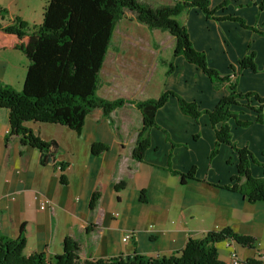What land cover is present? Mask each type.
I'll list each match as a JSON object with an SVG mask.
<instances>
[{
    "label": "crops",
    "instance_id": "crops-1",
    "mask_svg": "<svg viewBox=\"0 0 264 264\" xmlns=\"http://www.w3.org/2000/svg\"><path fill=\"white\" fill-rule=\"evenodd\" d=\"M138 1L156 9L179 0ZM210 1L211 8L227 3L215 11V17L230 14L242 18L256 31L230 20L209 19L197 8L183 11L177 21L186 27L193 47L205 53L210 67L230 75L237 92L264 97V36L257 32L264 31V0ZM45 2L0 0V6L32 26L41 23ZM136 18V12L124 10L116 23L96 95L106 101L139 102L171 91L195 102L201 111L213 110L228 94L226 83L214 85L182 56L173 57L175 40L168 31L149 28ZM249 45L254 51V71L238 73L237 62ZM10 61L0 59V82L8 85ZM170 63L173 70L167 75ZM27 65L28 60L26 69ZM230 66H235L236 74H231ZM232 110H242L239 119L251 121L242 128L230 120L234 145L246 148L264 164V124L252 122L256 113L242 106ZM262 117L264 120V110ZM154 120L156 126L148 130L141 161L132 158L143 126L134 103L116 108L107 118L100 108L93 109L79 134L59 124L27 121L24 125L33 134L58 144L55 158L42 166L39 149L22 145L19 137L5 141L8 111L0 109V234L16 238L24 226V254L39 252L48 258L60 255L69 238L78 243L79 258L87 260L134 254L167 257L183 249L189 238L229 228L253 236L255 246L246 248L226 240V251L217 250L223 262H229L233 250L247 261H264V202H250L225 188L236 182L232 176L237 174L238 157L221 144L217 155L210 158L215 135L208 116L202 114L196 122L181 114L176 100L169 98ZM94 143L107 150L93 156ZM192 168L193 178L184 181L170 172L185 174ZM250 170L253 176L262 175L256 164ZM95 192L99 198L90 208ZM125 236L129 238L123 241Z\"/></svg>",
    "mask_w": 264,
    "mask_h": 264
},
{
    "label": "trees",
    "instance_id": "trees-1",
    "mask_svg": "<svg viewBox=\"0 0 264 264\" xmlns=\"http://www.w3.org/2000/svg\"><path fill=\"white\" fill-rule=\"evenodd\" d=\"M210 5V0H181L173 6L154 9L140 4L138 0H46L41 23L32 26L0 6V51L8 49L20 51L28 59L21 92H15L12 86L0 82V109L8 111L9 119V134L5 137V141L7 142L11 137H19L22 145L39 149L40 163L45 166L55 158L59 150L58 144L53 140L44 141L33 134L24 125L25 122L59 124L79 134L86 116L93 109L100 108L107 118L116 108L134 103L143 119V126L132 158L134 161H141L148 146V130L156 126L154 120L156 111L169 98H174L181 114L196 122L200 115L208 116L215 135V143L210 153L211 159L217 155L221 144H226L236 153L237 174L232 176L236 182L225 188L239 193L250 202H264V164L258 163L255 156L246 148L234 145L229 123L233 120L242 128L251 124V121L239 119L242 110H232L233 106H242L256 113L252 122L264 124L262 117L264 97H260L256 92L244 94L237 92L230 75H221L210 67L205 53L193 47L187 29L177 21V17L183 11L197 8L209 19L230 20L245 29L253 31L256 29L246 26L244 19L230 14L220 18L215 17L214 12L226 6V1L217 7L211 8ZM124 10L136 12L138 22L149 28L168 31L175 40L173 57L182 56L187 63L194 65L198 71L207 76L214 85L226 83L228 94L219 100L213 110L201 111L195 102L185 101L180 95L171 91H164L156 99L139 102L124 99L106 101L96 95L99 71L104 62L106 49ZM4 21L6 24H3ZM257 32L260 36H264V31ZM253 52L249 45L248 52L237 62L238 73L242 70L254 71ZM172 70L173 64L170 63L167 75ZM229 70L233 75L236 73L235 66H230ZM106 150L107 148L101 143H94L91 146L93 156ZM170 153L167 157L169 170ZM251 164L261 167V176L252 175ZM170 172L180 175L184 181L183 179L193 178L195 170L192 168L185 174ZM240 179L244 180L242 184L239 183ZM98 198V192L93 193L89 203L90 208L95 205ZM24 230V226H21L16 238L0 234V264H228L219 258L217 243L231 240L242 247L255 246L253 236H242L227 228L207 232L199 239L189 238L183 249L175 250L167 257L148 258L145 255L134 254L127 258L114 256L85 260L78 256V243L65 238L63 252L48 258L39 252L24 254L23 249L26 245ZM249 261L261 264L255 259Z\"/></svg>",
    "mask_w": 264,
    "mask_h": 264
},
{
    "label": "rangeland",
    "instance_id": "rangeland-1",
    "mask_svg": "<svg viewBox=\"0 0 264 264\" xmlns=\"http://www.w3.org/2000/svg\"><path fill=\"white\" fill-rule=\"evenodd\" d=\"M179 1H181V0H179ZM179 1H177V2H179ZM177 2H175L173 5L177 4ZM245 13H246L247 17L249 18L250 17L249 11L246 10ZM213 15L215 16V12ZM212 20H214V19H212ZM3 24H6V21H4ZM134 30H137V29H134ZM0 59H11V61H10L11 64H9L10 67L8 68V73L11 72V75L9 76V80L11 81L10 86H12L14 88L15 92H21V90H22L21 85H22V81H23V78L25 76V71H26V60H28V59L20 51H15V50H11V49L0 51ZM234 74H236V73H234ZM231 81L234 82L233 79H231ZM217 248H220L221 250L226 251V249H227L226 243H224V241H223V243L217 245ZM239 259L245 260V259H242L240 257H239ZM255 260L259 261V258L255 259ZM260 263L264 264V261L261 260ZM228 264H229V262H228Z\"/></svg>",
    "mask_w": 264,
    "mask_h": 264
},
{
    "label": "built area",
    "instance_id": "built-area-1",
    "mask_svg": "<svg viewBox=\"0 0 264 264\" xmlns=\"http://www.w3.org/2000/svg\"><path fill=\"white\" fill-rule=\"evenodd\" d=\"M62 168L61 166L57 167V170L60 171ZM129 238V236H125L123 238V241H126ZM229 264H254L250 261L247 260H240L238 257V254L235 252V250L230 252V256H229Z\"/></svg>",
    "mask_w": 264,
    "mask_h": 264
}]
</instances>
